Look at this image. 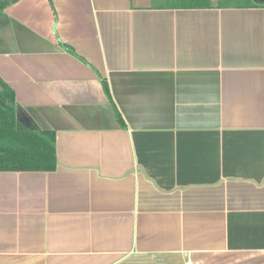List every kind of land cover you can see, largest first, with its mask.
Instances as JSON below:
<instances>
[{"label": "crops", "instance_id": "1", "mask_svg": "<svg viewBox=\"0 0 264 264\" xmlns=\"http://www.w3.org/2000/svg\"><path fill=\"white\" fill-rule=\"evenodd\" d=\"M256 1L0 0V80L57 157L0 171V264H264Z\"/></svg>", "mask_w": 264, "mask_h": 264}, {"label": "trees", "instance_id": "2", "mask_svg": "<svg viewBox=\"0 0 264 264\" xmlns=\"http://www.w3.org/2000/svg\"><path fill=\"white\" fill-rule=\"evenodd\" d=\"M4 4L5 2L0 3L1 6ZM167 4L174 8H202L210 5L209 0H168ZM244 4L243 6L249 5ZM253 4L264 6V0H257ZM102 85L106 95L110 97L105 81H102ZM115 118L121 127L125 126L117 111ZM56 164L54 130L37 126L16 103L13 90L0 80V171L47 172L53 171Z\"/></svg>", "mask_w": 264, "mask_h": 264}, {"label": "rangeland", "instance_id": "3", "mask_svg": "<svg viewBox=\"0 0 264 264\" xmlns=\"http://www.w3.org/2000/svg\"><path fill=\"white\" fill-rule=\"evenodd\" d=\"M217 2H223V3H243L246 2L248 0H216ZM250 1V0H249ZM160 2H165L168 3V0H160Z\"/></svg>", "mask_w": 264, "mask_h": 264}, {"label": "built area", "instance_id": "4", "mask_svg": "<svg viewBox=\"0 0 264 264\" xmlns=\"http://www.w3.org/2000/svg\"><path fill=\"white\" fill-rule=\"evenodd\" d=\"M186 264H191L190 262H187Z\"/></svg>", "mask_w": 264, "mask_h": 264}]
</instances>
